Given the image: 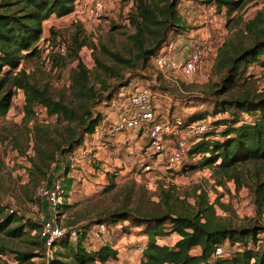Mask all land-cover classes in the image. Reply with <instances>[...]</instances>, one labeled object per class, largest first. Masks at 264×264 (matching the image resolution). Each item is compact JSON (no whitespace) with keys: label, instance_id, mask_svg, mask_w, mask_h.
<instances>
[{"label":"rangeland","instance_id":"1","mask_svg":"<svg viewBox=\"0 0 264 264\" xmlns=\"http://www.w3.org/2000/svg\"><path fill=\"white\" fill-rule=\"evenodd\" d=\"M107 1L101 17L93 21L85 20L79 12L60 17L52 15L44 21L43 33L36 43L37 53L22 59L20 64L29 73L31 81L46 87L53 97L78 105L70 87L76 61L68 57L64 62L52 58L54 53H58L55 50L58 44H63L67 52V47L73 45L71 36L77 32L80 38L86 40L78 54L88 69V83L102 95L93 107L100 117L121 86L124 89H133L136 85L151 87L157 94V111L160 114L185 119L191 111L199 113L210 109L209 96L246 92L264 94L263 66L254 63L248 70L251 75L244 74L233 85L228 80V68L218 66L221 56L219 47L225 41H228L230 54L251 42L252 35L246 32L244 23L264 8V0H246L230 14L225 6L219 9L212 4L211 9L204 11L206 4L203 0H179L177 10L185 28L180 32L168 31L153 53L166 42L176 40L178 34H184L187 39L190 35L209 31L212 46L200 71L193 76L179 74L175 81L155 68L153 53L146 64H135V26L130 19L135 0ZM155 1L163 3V0ZM149 34L145 36L146 40ZM108 93H112L111 99H107ZM23 104V91L16 89L9 110L0 117V195L4 203L27 217L37 221L46 217L52 209L38 196V187L61 179L64 169H69L71 180L66 196L69 205L53 208L62 225L84 224L121 207L149 213H161L171 208L183 213L197 209L201 193H205L207 202L214 205L215 219L219 222L231 226L264 225V206H257L252 190L256 179L264 173L261 162L239 164L238 183L229 179L223 185L217 184L210 167L194 166L198 156L187 155L179 165L169 167L163 154L152 152L147 147L146 133L136 129L100 138H94L92 132H85L78 148L65 151L63 160L60 156L55 158L49 169L44 166L39 169V155L45 151L51 153L55 144L66 138L74 124L57 120L40 106L35 108L34 116H25ZM211 119L210 115L206 118L207 121ZM62 145L67 147L66 143ZM35 203L37 205L33 208ZM124 225L129 230L117 228L116 231L90 235L94 243L107 241L118 250L117 259H110L109 264L135 262L139 258V227L131 222H124ZM93 229L97 231V227L93 226ZM259 237H264V233H260ZM174 239L169 236L165 241L171 243ZM34 240L36 238L29 233L21 238L0 234V241L8 247V255L0 258V264H38L39 255L17 263L15 253L9 250L36 251L31 242ZM56 248L63 250L60 245Z\"/></svg>","mask_w":264,"mask_h":264},{"label":"trees","instance_id":"2","mask_svg":"<svg viewBox=\"0 0 264 264\" xmlns=\"http://www.w3.org/2000/svg\"><path fill=\"white\" fill-rule=\"evenodd\" d=\"M77 0H0V117L9 110L16 89L24 94L23 111L26 115L35 114L40 106L57 120L73 123L69 134L55 148L39 155V169H49L51 163L61 157L65 151H74L81 144V137L92 132L100 119L93 107L100 95L88 83V69L79 58L78 51L86 44V40L75 32L71 36L73 45L62 55L54 53L53 59L76 61L70 78V87L78 105L64 102L53 97L46 87L39 86L30 80L29 73L21 67L22 59L37 53L36 43L43 33V23L52 15L64 16L73 11ZM179 0H163L159 4L155 0H135V7L130 15L135 26L133 37L137 47L135 64H146L149 56L160 47L168 31L180 32L185 28L178 10ZM205 4H215L219 9L226 7L227 13L241 7L246 0H203ZM264 8L244 23L246 32L252 35L248 45L241 46L230 54L228 41L219 47L221 53L218 66L228 68V80L233 85L242 79L254 63L264 67ZM147 33L149 38L146 40ZM148 44V45H147ZM117 56L115 53H111ZM154 55V53L152 54ZM246 76V75H245ZM247 76V77H248ZM246 77V78H247ZM112 93L106 95L111 99ZM210 109L201 112L187 113V121L204 119L210 115L208 128L201 138L190 145L189 156H198L194 166L210 167L216 183L223 185L225 180H237V166L245 162H261L264 164V94L253 95L225 94L209 96ZM223 115V116H222ZM185 116V117H186ZM62 143H66L64 147ZM148 147V146H147ZM56 156V157H54ZM38 167V164L36 165ZM67 168V166H66ZM64 169L61 195L64 201L57 208L67 207L71 178ZM50 183V182H47ZM113 183H111L112 185ZM253 199L257 206H264V173L258 177L252 187ZM197 209L175 212L171 208L161 213L143 212L138 209L121 207L107 212L104 216L90 219L81 224L77 237L68 235L60 237L55 245V256L47 264H109L110 259H117L118 250L113 243H94L91 234H100L93 229L99 223H105L111 231L119 228L129 230L124 222H131L139 227L144 237L137 261H125L121 264H264V225L247 224L231 226L215 219V207L208 203L205 193L198 195ZM9 204L2 201L0 195V234L11 238H21L24 234L33 235L31 241L36 251L9 249L15 253L18 262L29 261L33 256L41 254L42 242L38 230L40 222L27 217L16 210L10 212ZM34 231V232H33ZM172 234L177 238L173 243L160 242ZM217 247L222 254L216 255ZM8 247L0 241V258L7 257ZM34 264L33 262H30Z\"/></svg>","mask_w":264,"mask_h":264},{"label":"built area","instance_id":"3","mask_svg":"<svg viewBox=\"0 0 264 264\" xmlns=\"http://www.w3.org/2000/svg\"><path fill=\"white\" fill-rule=\"evenodd\" d=\"M107 4V0H77L72 12H79L85 20L93 21L101 17ZM212 7V4H206L203 9L207 11ZM211 44L212 35L209 31L201 35H190L187 39L184 34H178L176 40L168 41L161 46V49L152 56V62L158 71L172 81H175L179 74L193 76L201 70L211 50ZM55 50L62 55L66 53L63 44H58ZM123 87H120L108 105L113 115L108 112L102 114L93 128V137L100 138L103 135L112 137L126 131L142 129L148 137V148L152 152L163 154L169 167L183 162L190 145L199 140L208 128V121L204 119L187 121L179 116L162 115L157 111V94L151 87L147 85H136L133 89ZM48 184L39 186L37 190L38 196L52 209L46 217L38 221L40 222L38 234L42 242L38 264H47L55 256V242L60 237L68 235L70 238H76L81 229V224H60L54 213L53 208L56 209V205L62 202V178ZM36 205L35 203L32 207L35 208ZM7 209L10 212L14 210L20 212L10 205ZM96 227L101 233L111 231L105 223H99ZM215 253L222 254V248L217 247Z\"/></svg>","mask_w":264,"mask_h":264},{"label":"crops","instance_id":"4","mask_svg":"<svg viewBox=\"0 0 264 264\" xmlns=\"http://www.w3.org/2000/svg\"><path fill=\"white\" fill-rule=\"evenodd\" d=\"M106 112H108V113H110L111 115H113V112L110 111V107H108V106L105 107L104 110H103V113H106ZM171 236H173L175 239L177 238V236L174 235V234H172ZM139 238H140V240H141V246H140V248H141V247H142V244H143V241H144V237L141 235V236H139ZM166 238H168V237H166ZM166 238H161V239H159V241H160V242H166V243H168L167 241H165ZM175 239H174V240H175ZM174 240H173L171 243H173Z\"/></svg>","mask_w":264,"mask_h":264}]
</instances>
